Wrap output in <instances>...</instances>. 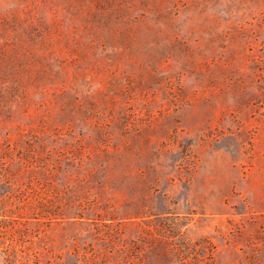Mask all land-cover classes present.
<instances>
[{
    "label": "rangeland",
    "instance_id": "obj_1",
    "mask_svg": "<svg viewBox=\"0 0 264 264\" xmlns=\"http://www.w3.org/2000/svg\"><path fill=\"white\" fill-rule=\"evenodd\" d=\"M0 264H264V0H0Z\"/></svg>",
    "mask_w": 264,
    "mask_h": 264
}]
</instances>
